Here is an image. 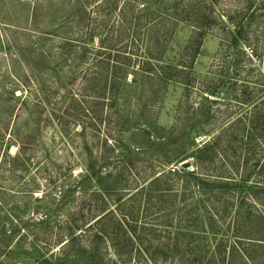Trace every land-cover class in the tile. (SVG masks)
Listing matches in <instances>:
<instances>
[{
    "label": "rangeland",
    "instance_id": "1",
    "mask_svg": "<svg viewBox=\"0 0 264 264\" xmlns=\"http://www.w3.org/2000/svg\"><path fill=\"white\" fill-rule=\"evenodd\" d=\"M261 239L264 0H0V264H264Z\"/></svg>",
    "mask_w": 264,
    "mask_h": 264
},
{
    "label": "trees",
    "instance_id": "2",
    "mask_svg": "<svg viewBox=\"0 0 264 264\" xmlns=\"http://www.w3.org/2000/svg\"><path fill=\"white\" fill-rule=\"evenodd\" d=\"M160 17V16H159ZM166 19V17H165ZM170 19V18H169ZM169 19L167 20V22L169 23V28L164 25V22L163 21H156V23H154L152 26H150L149 28V31L153 34L156 33V30L159 26H164L165 30H167L166 32H170V33H174L175 32V28L176 26L178 25L179 22L183 21V20H180L178 19L177 17H174L172 19V21H169ZM159 20V18H158ZM158 22V23H157ZM156 51H158L157 49H155ZM121 54H119L117 56V61L115 62V65H119V66H115L116 68H119L120 70H123L124 71V75H126L127 71H128V68L131 66V63L133 62V59L132 57H130L129 55H123V56H120ZM163 56L164 55H161V54H157V53H154V52H149L148 54H146L145 56V59L143 61V72L149 76H151L152 74H155L158 70L160 69H163V67L161 66L160 62L161 60L163 59ZM144 58V57H143ZM119 59H123V61H120ZM161 66V67H160ZM168 66H171L172 68L174 67L173 65H168ZM109 68V66L107 67V69ZM177 68V67H176ZM124 75H123V79H124ZM173 76H176V75H172ZM166 78V77H165ZM170 79V78H168ZM173 79V78H171ZM125 80V79H124ZM93 81V80H91ZM201 150H199L200 152ZM188 164L184 165V168L183 169H179V170H174V171H170L169 176L170 175H175V174H182L184 175L185 177H198L197 176V173L194 171L192 172H189L188 171ZM161 180L160 176L159 177H156L154 182L157 183ZM220 180V179H219ZM224 181V182H222ZM222 181H216V183L219 184V186L217 187L218 190L222 191H227L229 189V186L230 185L229 183H226L227 181L226 180H222ZM198 184V183H197ZM242 185V183H241ZM243 186V190L246 189V186L245 185H242ZM228 188V189H227ZM102 218H100L101 220ZM105 218H103L104 220ZM99 220V221H100ZM132 231L134 232V234L136 233L135 229L133 228V226H130V229L126 230L125 232L127 233V231L129 232ZM72 235V233H71ZM261 240H264V239H261ZM112 244H113V248L114 250L117 252L118 256L121 258L122 256V251H120V248L118 246L119 243H117V241H115L113 238H112ZM139 254H141V251H139ZM122 259V258H121ZM131 261L132 260H125L126 264H131ZM119 264H124L123 262L120 261ZM132 264H142L139 260H136L134 261Z\"/></svg>",
    "mask_w": 264,
    "mask_h": 264
}]
</instances>
